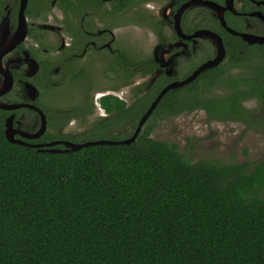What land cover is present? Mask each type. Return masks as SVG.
I'll return each instance as SVG.
<instances>
[{"label": "flooded vegetation", "instance_id": "1", "mask_svg": "<svg viewBox=\"0 0 264 264\" xmlns=\"http://www.w3.org/2000/svg\"><path fill=\"white\" fill-rule=\"evenodd\" d=\"M76 81L75 100L54 97ZM166 87L139 132L203 114L264 140V0H0V111L29 147L64 151L103 126L98 139H127Z\"/></svg>", "mask_w": 264, "mask_h": 264}, {"label": "trees", "instance_id": "2", "mask_svg": "<svg viewBox=\"0 0 264 264\" xmlns=\"http://www.w3.org/2000/svg\"><path fill=\"white\" fill-rule=\"evenodd\" d=\"M3 120L0 264H264V160L192 161L150 125L130 143L38 150Z\"/></svg>", "mask_w": 264, "mask_h": 264}, {"label": "rangeland", "instance_id": "3", "mask_svg": "<svg viewBox=\"0 0 264 264\" xmlns=\"http://www.w3.org/2000/svg\"><path fill=\"white\" fill-rule=\"evenodd\" d=\"M77 83L79 82L65 83L57 89L54 97L72 102L76 99L75 92L79 88ZM51 100L50 97H44L47 104ZM49 107L56 108V106ZM74 123V127L72 125L69 129L75 128L76 132H83L85 128L87 129V124H82L83 127L75 121ZM240 127L232 122H209L204 119L203 114H189L157 122L151 136L175 143L177 149L186 157H190L192 161L201 159L233 163L242 160L252 162L264 159L263 138L250 132L244 135L243 132L240 133Z\"/></svg>", "mask_w": 264, "mask_h": 264}, {"label": "water", "instance_id": "4", "mask_svg": "<svg viewBox=\"0 0 264 264\" xmlns=\"http://www.w3.org/2000/svg\"><path fill=\"white\" fill-rule=\"evenodd\" d=\"M223 53V48H222V52L221 54ZM221 56L219 55L217 58H215L214 60L212 61H209L207 64L203 65L201 69H203L204 67H209L213 64H216L219 60H220ZM199 70H197L194 74H192L190 77H188L187 79L177 83V84H180V83H184L186 81H188L189 79H191L192 77H194L196 75V73L198 72ZM176 84H171V86H174ZM170 87V86H168ZM164 88L160 94L157 96V98L152 102V104L150 105V107L146 110V112L143 114L142 118L140 119L134 133L132 134V136H130L129 138L127 139H123V140H119V141H115V140H108V139H98V140H91V141H86V142H83V143H72V142H65V144L69 147L68 149L66 148L64 151H68V150H75V149H78L82 146H87V145H90V144H100V143H109V144H116V143H130L132 141L135 140L138 132H139V129L140 127L142 126L144 120L146 119V117L151 113L152 109L154 108L155 104L157 103L159 97L162 95V93H164L166 91V89L168 88ZM0 107H3V108H6L7 106L6 105H0ZM10 117L6 118V121H5V129H4V134L6 136V138L11 141V142H16V143H19V144H23V145H30L24 141H22L21 139H18L16 137H14V134L12 132V130L10 129ZM43 124V122H42ZM42 130L39 131V133H41ZM47 150H50V151H55V149H47Z\"/></svg>", "mask_w": 264, "mask_h": 264}]
</instances>
